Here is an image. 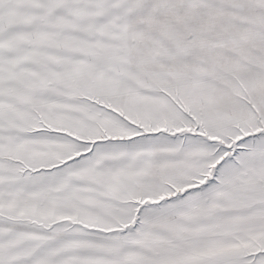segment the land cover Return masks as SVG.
Wrapping results in <instances>:
<instances>
[{"label":"snow or ice","instance_id":"6c2138e0","mask_svg":"<svg viewBox=\"0 0 264 264\" xmlns=\"http://www.w3.org/2000/svg\"><path fill=\"white\" fill-rule=\"evenodd\" d=\"M0 264H264V0H0Z\"/></svg>","mask_w":264,"mask_h":264}]
</instances>
